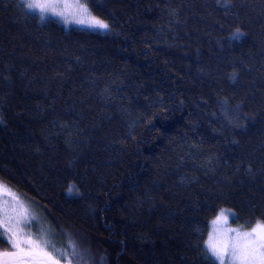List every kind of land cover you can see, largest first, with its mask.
<instances>
[{"label":"trees","instance_id":"1","mask_svg":"<svg viewBox=\"0 0 264 264\" xmlns=\"http://www.w3.org/2000/svg\"><path fill=\"white\" fill-rule=\"evenodd\" d=\"M82 3L0 0V182L73 264H218L219 211L264 223V0Z\"/></svg>","mask_w":264,"mask_h":264},{"label":"snow or ice","instance_id":"2","mask_svg":"<svg viewBox=\"0 0 264 264\" xmlns=\"http://www.w3.org/2000/svg\"><path fill=\"white\" fill-rule=\"evenodd\" d=\"M25 7L28 9L39 8L41 12L45 11V8L38 2V0H24ZM79 9L80 17L75 19V22L81 25L87 24L91 28L108 30L109 24L104 20L99 19L92 15L86 4H77ZM55 13V8L52 9ZM58 15H63V13H56ZM72 188L69 187V192ZM35 216H28L26 210L21 213L18 218L9 217L7 219L0 217V228L4 229V233L8 234L9 243H11L13 248L19 249L17 252H3L0 253V257H8L14 260L15 264H24L25 249L20 248L21 244L28 245L27 254L33 259L34 264H36V257L39 256V264H61V259L63 258L67 264H72V259L69 258L68 252L65 250L57 249L56 245L50 240L44 237L47 233L41 234V240L38 244L36 241L31 239V236L23 238L24 228L21 225H27L31 221L36 220ZM218 222H227V216H225L224 211L221 210L219 216L213 221V224ZM229 231H237L236 229H230ZM241 234L237 232L236 239H239ZM246 243L244 245L232 244L231 247L228 244L227 238L219 241V247L217 244H213L212 248L221 259V264H223V256L228 255L229 259L232 261H240V264H264V223L258 221L251 229L250 232L243 234ZM43 245V246H42ZM68 245L72 249L71 257L77 258L76 264H81V254L77 250L76 243L69 238ZM51 247L52 251H47V247ZM54 253L59 254V258ZM7 264V262H6Z\"/></svg>","mask_w":264,"mask_h":264},{"label":"rangeland","instance_id":"3","mask_svg":"<svg viewBox=\"0 0 264 264\" xmlns=\"http://www.w3.org/2000/svg\"><path fill=\"white\" fill-rule=\"evenodd\" d=\"M24 1V0H23ZM38 2L45 8V11L41 12L39 8L31 9L36 12H38L43 17H53L57 19L59 22H61L65 26H75L78 28H87V29H95L89 27L87 24L81 25L75 22V19H79V9L77 8V4H83L82 0H38ZM55 8V13L52 11V9ZM63 13V15H58L56 13ZM95 30H101V29H95ZM26 210V214L28 216H35L33 213V209L31 204L24 199V197L20 196L18 193H16L13 189H11L6 184L0 182V217H3L5 219L9 217L18 218L21 213H24ZM225 216H227V222H218L216 224H213V221L216 220L217 216L220 215L221 211L210 221L209 223V231L207 235V240L205 243L206 249L210 254L213 256V258L216 260L218 264H221V259L215 254L212 245L217 244V247H219V241L227 238L228 244L231 247L232 244H239L244 245L246 243V240L243 237V234L246 232H250L255 225L251 226L250 228H243L240 226H235L232 222L233 220V214L229 210H223ZM35 220L31 221L27 225H21V227L24 228V234L23 238H27V236H31L28 232V226H30L32 223H34ZM2 231V234L5 236L7 241L8 234L4 233V229L0 228ZM230 229H236L237 231H229ZM237 232L241 234L239 239H236ZM33 241L34 238L31 237ZM38 244L40 242L36 241ZM43 246V245H42ZM20 248L25 249V256H24V264H34L33 259L27 254V248L28 245L21 244ZM19 249L13 248L11 243H9V248L6 250L1 251L3 252H17ZM15 264L14 260L9 259L8 257H0V264ZM36 264H39V256L36 257ZM61 264H67V262H61ZM73 264V263H72ZM223 264H240V261H232L229 259L228 255L223 256ZM256 264H259V261L256 262Z\"/></svg>","mask_w":264,"mask_h":264}]
</instances>
